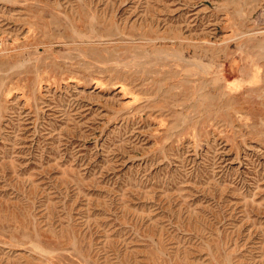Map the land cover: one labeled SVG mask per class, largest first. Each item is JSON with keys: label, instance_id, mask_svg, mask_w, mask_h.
Wrapping results in <instances>:
<instances>
[{"label": "rangeland", "instance_id": "1", "mask_svg": "<svg viewBox=\"0 0 264 264\" xmlns=\"http://www.w3.org/2000/svg\"><path fill=\"white\" fill-rule=\"evenodd\" d=\"M0 264H264V0H0Z\"/></svg>", "mask_w": 264, "mask_h": 264}]
</instances>
